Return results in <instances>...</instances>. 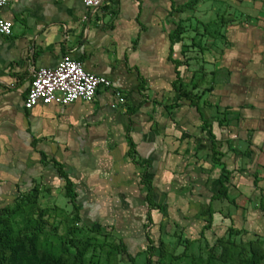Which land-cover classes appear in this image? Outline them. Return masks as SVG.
<instances>
[{
  "label": "rangeland",
  "instance_id": "rangeland-1",
  "mask_svg": "<svg viewBox=\"0 0 264 264\" xmlns=\"http://www.w3.org/2000/svg\"><path fill=\"white\" fill-rule=\"evenodd\" d=\"M166 21L177 36L158 81L136 71L102 110L48 120L97 132L83 160L64 167L70 193L42 164L54 135L34 123L0 130L5 264H264V230L249 219L264 199L243 194L258 191L247 124L264 118V0H172Z\"/></svg>",
  "mask_w": 264,
  "mask_h": 264
},
{
  "label": "crops",
  "instance_id": "crops-1",
  "mask_svg": "<svg viewBox=\"0 0 264 264\" xmlns=\"http://www.w3.org/2000/svg\"><path fill=\"white\" fill-rule=\"evenodd\" d=\"M171 5L172 0H103L97 10L90 11L81 0H13L1 11V16L12 23V34L0 35V130L25 129L28 123H34L41 127H36V132L43 137H55V142L42 141L46 156L65 169L73 161L83 160V150L95 147V129L79 125L70 132L59 123L47 122L64 108L73 114H80L87 107L102 110L110 101L111 89L100 90L92 103L75 102L68 107L38 105L25 110L24 98L33 71L55 67L63 56L70 55L87 72L108 78L114 89H131L136 71L150 81H158L161 65L165 66L172 54L166 21ZM196 111L202 114L197 107ZM247 126L252 132L249 139L253 145V185L258 191L248 188L243 194L248 196L247 200L261 201L264 118L257 112ZM66 143L72 145L69 151L58 149ZM239 147L238 144L235 151ZM232 155V163L236 167L241 165L242 157L234 151ZM239 176L237 172L233 174L238 180ZM247 183H251L250 179ZM251 218L254 227L264 230L262 210L250 211Z\"/></svg>",
  "mask_w": 264,
  "mask_h": 264
},
{
  "label": "built area",
  "instance_id": "built-area-1",
  "mask_svg": "<svg viewBox=\"0 0 264 264\" xmlns=\"http://www.w3.org/2000/svg\"><path fill=\"white\" fill-rule=\"evenodd\" d=\"M83 6L95 11L103 0H81ZM13 0H0V35L11 36L12 23L1 16ZM112 82L103 76L87 72L82 63L65 55L52 68H39L33 71L28 90L24 98L25 110L38 105L68 107L75 102L92 103L100 90H108ZM121 93L117 99L123 101Z\"/></svg>",
  "mask_w": 264,
  "mask_h": 264
},
{
  "label": "trees",
  "instance_id": "trees-1",
  "mask_svg": "<svg viewBox=\"0 0 264 264\" xmlns=\"http://www.w3.org/2000/svg\"><path fill=\"white\" fill-rule=\"evenodd\" d=\"M177 34L174 33V34H171L169 36V40L171 42V47H170V51L172 50V44L174 42V39L176 38ZM187 98V96H184ZM188 99V98H187ZM198 109V107H197ZM129 145H130V149H132L133 147V142L131 140H129ZM43 166H48V165H52L53 168H55L57 170V173L59 175V177L65 181V184H66V190H67V193L71 192L72 191V182L70 181V179L68 178V175L67 173L64 171V167L58 163L56 160L54 159H50L49 161H45L43 160L42 162ZM225 193V189L224 187H221L220 191H219V195H224ZM146 203L147 205L149 206H154L153 204V201L151 199V194L150 192L147 193L146 195ZM147 221H150V216L148 215L147 216ZM12 241L10 240L9 236L5 233H0V264H5L4 261H5V255L10 251L12 250ZM81 255V253L79 254ZM79 261L82 262V260L79 258ZM66 264V263H65ZM81 264V263H80Z\"/></svg>",
  "mask_w": 264,
  "mask_h": 264
}]
</instances>
